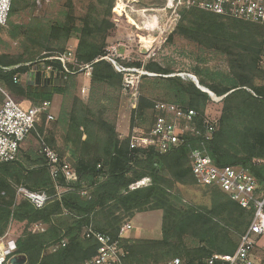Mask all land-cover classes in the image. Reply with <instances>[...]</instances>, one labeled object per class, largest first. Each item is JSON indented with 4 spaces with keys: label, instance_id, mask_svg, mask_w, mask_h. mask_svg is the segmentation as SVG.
Returning a JSON list of instances; mask_svg holds the SVG:
<instances>
[{
    "label": "trees",
    "instance_id": "obj_1",
    "mask_svg": "<svg viewBox=\"0 0 264 264\" xmlns=\"http://www.w3.org/2000/svg\"><path fill=\"white\" fill-rule=\"evenodd\" d=\"M22 2L12 1L7 21L9 34L22 40L23 51L13 59L0 55V65L15 66L32 62L41 53L45 57L63 52L68 40L75 36L74 61L90 63L92 67L90 89L104 86L119 92L122 74L101 59L106 54L107 39L116 32L112 19L115 0H88L81 15L73 12V2L67 0L61 17L32 18L24 24L10 22ZM174 34L226 55L230 75L209 81L198 76L197 71L198 84L207 91L187 77L172 75L170 68L150 61L143 68L156 75H142L141 80L151 79L162 87L171 103L194 110L198 128L207 117L215 125L211 140L205 143L214 163L241 166L264 188V84L256 83L262 74L264 23L244 22L189 8L181 10ZM46 63H52L57 72L47 74L37 70L29 74L25 83H15L14 75L21 76L30 69L20 65L0 72V86L31 105L51 102L56 94L67 92V84L74 74L59 72L58 61ZM212 96L220 97L216 102L220 110L213 118L206 114V107L214 102ZM90 100L94 101L92 97ZM153 105L147 95L138 96L130 114V129L142 124L139 122L146 115L151 113L152 117ZM45 117L43 113L42 122ZM67 121L68 163L77 173L76 182L68 184L59 175L55 183L45 157L38 152L22 151L21 147L14 160L0 163V192L4 193L0 196V237L10 221L23 224L16 239L15 258L25 259L24 264H78L93 256L98 247L95 238L84 235L88 227L117 238L125 221L135 213L151 210L161 211V237H120L124 251L121 264H168L175 258L179 259L178 264H207L204 260L213 254L235 251L240 235L253 217L252 206L242 207L215 186H202L208 189V206L186 204L173 190L177 183H196L188 155L198 145V136L187 134L186 143L164 153L153 147L131 149L129 137L119 138L113 122L76 98ZM37 127L42 131L40 125ZM46 141L63 159L62 152L53 148L52 137ZM144 177L150 178V184L133 187ZM56 184L62 188L59 194ZM15 185L43 190L55 197L43 208L36 209L25 199L16 200ZM38 224L46 227L38 230ZM212 264L227 263L215 260Z\"/></svg>",
    "mask_w": 264,
    "mask_h": 264
},
{
    "label": "built area",
    "instance_id": "obj_2",
    "mask_svg": "<svg viewBox=\"0 0 264 264\" xmlns=\"http://www.w3.org/2000/svg\"><path fill=\"white\" fill-rule=\"evenodd\" d=\"M13 0H0V25L7 22ZM39 0H37V3ZM138 0H115L114 9L117 13L128 17L129 21L138 29L147 32V40L153 42L151 34L170 32L174 29L180 18L182 9L197 8L209 11L225 17L236 18L252 23H264V0H163L160 6L137 7ZM150 12V13H149ZM137 14V19L141 24L138 26L130 15ZM117 46H121L118 44ZM117 46L114 50H117ZM119 56V55H118ZM101 59L110 62L115 70L122 74V89L130 100H137V87L142 75L152 76L153 73L143 68V65H121L117 58L110 55L106 47V54ZM58 61L61 71L66 74L83 73L89 76L91 64H79L74 61L73 50L66 49L63 52L50 53L48 56L39 57L37 60L27 63L30 71L25 74L41 72L56 73L57 70L52 63ZM15 66L0 65V72H7ZM39 65L41 68H36ZM30 77V76H29ZM13 82H20L18 74L13 76ZM0 94L4 96V101L0 106V163L12 161L16 158L22 143L36 129V125L43 113H46L47 120H52L50 113L51 102L44 101L38 105L24 106L16 101L0 86ZM213 100H218L213 97ZM153 109L162 113L159 114L146 132H135L129 138L131 149H148L153 147L160 153L175 149L186 143V135L198 136L200 141L197 146L189 151V161L191 172L196 182L201 186H215L226 193L232 200L242 207H253L254 214L247 228L240 235L239 243L232 254L213 255L206 259L204 263L212 264L215 260L226 262L227 264H253L251 253L254 250L257 238L264 233V188H262L256 177L241 166L216 165L209 155L205 143L211 140L215 125L207 118L201 122L198 128L195 121L196 112L192 109H184L175 103H163L155 101ZM41 139L40 152L45 157L51 178L57 181L59 175L64 177L68 184L77 181L78 176L75 169L65 160L60 159L58 153ZM150 184V178L144 177L137 181L133 187L146 186ZM57 194L62 188L56 184ZM16 200L25 199L36 209L43 208L50 200L51 195L45 191L30 190L23 185L15 188ZM82 195L86 191H80ZM0 192V196L3 195ZM130 227L127 222L120 228L118 237L95 231L88 227L84 231L86 237H93L98 242V247L93 256L78 264H121L124 251L120 246L119 238ZM16 251V240L3 235L0 237V264H10L11 258ZM178 264L179 259L172 262ZM203 264V263H201Z\"/></svg>",
    "mask_w": 264,
    "mask_h": 264
},
{
    "label": "rangeland",
    "instance_id": "obj_3",
    "mask_svg": "<svg viewBox=\"0 0 264 264\" xmlns=\"http://www.w3.org/2000/svg\"><path fill=\"white\" fill-rule=\"evenodd\" d=\"M66 2L67 0H39L37 3V0H23L21 9L16 15L10 18V22L24 24L28 23V21H30L32 18H43L44 20H50L56 17H61L62 12L65 9ZM72 2L74 9L73 12L77 15L83 14L88 0H72ZM162 3L163 0H138L137 7H154L160 6ZM137 16V14L130 15L131 19H133L135 23L140 26L141 24L139 23ZM112 19L116 27V32L107 39L106 47L109 50L110 55L116 57L117 61L123 66L134 65L136 62H141L143 65L151 61L161 65L162 67L170 68L173 72L172 75L176 74L181 77H187L193 82L194 80L198 81V76L209 81H211V79L218 81L221 77L230 75L231 71L229 67V61L226 55L214 50L206 49L195 42L187 40L180 35L174 34V30L180 18L174 29L170 32L166 31L165 33L161 34H151L153 37L152 43L151 41H148V38L146 37L148 34L147 32L149 31L138 29L125 15L114 11V16ZM8 21L6 24L0 25V55H3L8 59H13L20 55L23 51L22 40L15 39L9 34L8 29L10 25ZM76 42V37L72 36L66 44V49L74 50ZM118 44L121 46H117ZM115 46H117L116 51L114 50ZM41 54L37 55L35 60L41 57ZM27 63L29 62H21V65H26ZM260 65L262 74H260L261 77L256 81V83L264 84V52L261 57ZM197 71L200 73L198 76H196ZM155 75L156 74L153 73L152 76ZM188 75H190L192 78H190ZM28 80V74L24 73L20 76V83H25ZM161 88L162 87L157 86L151 79L141 80L140 78V87H137V99L142 93L147 95L152 102L161 101L163 103H171L165 96L164 90ZM7 92L11 97H13L16 101L21 102L24 106L31 105L29 101L18 99L10 94L9 91ZM91 97L94 99V101L90 100ZM75 98L81 100L85 104L88 103L92 106L97 114L101 113L103 118L113 122L115 125V130L118 133V137L121 139L126 137L130 138L135 132H145L149 124L150 128L155 122L157 116L162 114L156 112L153 109L152 117L151 113L146 115L143 122L138 121L142 124H139V126L136 125L130 129V114L131 110L136 107L137 100L134 105L135 101L130 100L132 98L129 99L128 96L124 94L122 82L119 92L104 86L102 88L95 87L91 90L90 75L85 76L83 73H77L72 75L69 79L67 84V92L65 94H56L53 97L50 104V113L53 115V119L47 120L45 117L43 122L42 119H40L37 126L40 125L42 127V131H40L36 126L35 131H33L31 135H29V137L22 143L21 150L28 151V153L38 152L41 154L40 138H42L43 141L48 144L46 138L52 137L54 140L53 148L57 149V151H61L63 154V160L68 162L70 151L68 146L69 144L67 145L65 141V135L67 133L68 114ZM216 98L218 99L219 97ZM219 100L220 99L214 100L213 103H210L206 107V114L209 115L208 117L211 116V118H213L218 116L220 105L216 102ZM3 101L4 96L1 94L0 106L2 105ZM256 162H260V160H257ZM16 186L18 185H15V188ZM173 190L174 192L178 193L182 201L186 204L202 206H208L210 204L209 196L207 194L208 189L202 187L197 182L194 185H183L177 183L174 185ZM56 196L58 195L56 194ZM54 197L55 196L52 195L51 199ZM127 222L130 224V227L123 235L126 238L158 239L161 237L160 210L135 213V215L130 220L125 221L123 224ZM45 227L46 226L44 224H38L37 229L41 230ZM22 228V223L10 221L7 231L4 235H6L7 238L10 237L16 240L21 234ZM263 246L264 235L261 240H256L255 242L254 250L251 253L255 254V259L259 257L261 258L262 256L264 257ZM260 254H262V256H260ZM251 258H253V255H251ZM173 260L168 264H173ZM252 260L253 263L256 264L254 259ZM257 264H261V262L257 261Z\"/></svg>",
    "mask_w": 264,
    "mask_h": 264
},
{
    "label": "water",
    "instance_id": "obj_4",
    "mask_svg": "<svg viewBox=\"0 0 264 264\" xmlns=\"http://www.w3.org/2000/svg\"><path fill=\"white\" fill-rule=\"evenodd\" d=\"M190 78H192L190 75H188ZM194 83L197 87L199 88H203L201 86H199L198 84V81L197 80H194ZM205 89V88H204ZM207 90V89H206ZM208 91V90H207ZM25 262V259L21 258V259H18V258H11L10 260V264H24Z\"/></svg>",
    "mask_w": 264,
    "mask_h": 264
},
{
    "label": "crops",
    "instance_id": "obj_5",
    "mask_svg": "<svg viewBox=\"0 0 264 264\" xmlns=\"http://www.w3.org/2000/svg\"><path fill=\"white\" fill-rule=\"evenodd\" d=\"M264 235V234H263ZM263 235H260L258 238H257V241L258 240H261V238L263 237ZM264 247V246H263ZM264 249V248H263ZM251 255H253V258H251V259H254V261L256 262V264H257V261H260L261 262V264H264V257L262 256V254H260V256H262L261 258L259 257V258H257V259H255V254L253 253V254H251ZM259 256V255H258ZM262 259H263V261H262ZM254 264V263H253Z\"/></svg>",
    "mask_w": 264,
    "mask_h": 264
}]
</instances>
